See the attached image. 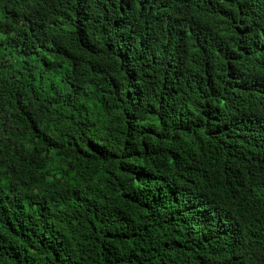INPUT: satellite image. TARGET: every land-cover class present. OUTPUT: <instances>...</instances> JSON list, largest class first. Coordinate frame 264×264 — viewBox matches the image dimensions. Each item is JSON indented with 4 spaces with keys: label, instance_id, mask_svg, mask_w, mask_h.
<instances>
[{
    "label": "trees",
    "instance_id": "16d2710c",
    "mask_svg": "<svg viewBox=\"0 0 264 264\" xmlns=\"http://www.w3.org/2000/svg\"><path fill=\"white\" fill-rule=\"evenodd\" d=\"M0 264H264V0H0Z\"/></svg>",
    "mask_w": 264,
    "mask_h": 264
},
{
    "label": "bare ground",
    "instance_id": "6f19581e",
    "mask_svg": "<svg viewBox=\"0 0 264 264\" xmlns=\"http://www.w3.org/2000/svg\"><path fill=\"white\" fill-rule=\"evenodd\" d=\"M16 10V9H15Z\"/></svg>",
    "mask_w": 264,
    "mask_h": 264
}]
</instances>
